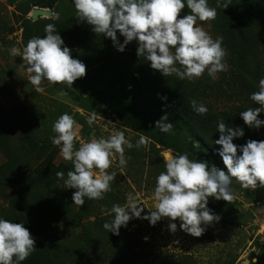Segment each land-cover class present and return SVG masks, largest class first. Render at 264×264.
<instances>
[{
  "label": "rangeland",
  "instance_id": "374dc122",
  "mask_svg": "<svg viewBox=\"0 0 264 264\" xmlns=\"http://www.w3.org/2000/svg\"><path fill=\"white\" fill-rule=\"evenodd\" d=\"M36 2L0 0V218L22 223L35 242L39 235L48 251L47 264H264V187L245 189L234 178L231 202L209 197L208 207L220 219L199 237L182 231L178 219L174 221L176 231H170L167 217L154 226L147 219L132 218L119 234L103 228L113 218L112 205H125L129 194L143 202L142 216L154 209L152 193L157 175L165 171L166 159L187 153L189 159H202L213 166L210 157L201 153L199 142L182 128L165 120L172 123V131L159 130L156 122L161 113L152 116L151 124L130 116L135 109L124 95L130 88L122 77L124 71L131 70L151 85L155 98L171 106L170 101L178 98L187 104L190 120L209 133L205 136L211 143L219 138L216 129L221 120L227 127L243 129L244 135L234 138V144L264 140V125L258 130L250 128L239 115L258 106L249 96L264 78V0H256L254 6L237 0H220L217 6V0H208L209 7L216 8V18L196 23L213 39L222 37L228 71L217 73L215 80L205 71L193 81L153 70L150 62L137 55L136 40L118 51L111 38L96 34L78 20L72 0H57L53 7H46L51 11L48 17L33 20L31 10L39 7ZM189 12L185 7L179 15ZM238 21L245 23L247 32L242 47L236 38ZM47 24L55 25L72 58L85 65V75L71 89L42 80V90L36 91L26 62L9 54L12 47L22 52L33 37L43 38ZM117 39L123 43L118 30ZM193 99L206 105L205 115L195 114L190 107ZM63 113L70 114L79 126L77 148L80 141L107 138L116 131L124 132L134 145L125 149L126 166H119L117 158L107 170L116 177L101 200L85 198L78 206L72 200L75 189L65 188L63 179L52 185L34 182L35 168L45 156L66 165L65 179L73 170L71 161L61 157L60 146L51 142L56 135L53 123ZM93 114L96 120L89 126L87 119ZM258 118L264 119V112ZM141 136L147 144L137 148L135 142ZM37 188L41 193L37 194ZM142 202L138 206L143 207ZM30 256L25 261L36 260Z\"/></svg>",
  "mask_w": 264,
  "mask_h": 264
},
{
  "label": "clouds",
  "instance_id": "9594fccd",
  "mask_svg": "<svg viewBox=\"0 0 264 264\" xmlns=\"http://www.w3.org/2000/svg\"><path fill=\"white\" fill-rule=\"evenodd\" d=\"M72 4L78 20L90 25L96 34L111 38L118 51L122 52L125 45L136 40L137 55L143 56L153 70L165 77L175 74L181 80L193 81L206 71L215 80L217 73L228 71L222 37L213 39L196 23L216 18V8L209 7L208 0H72ZM185 7L190 12L181 17L179 14ZM54 18L58 19L59 14ZM117 30L124 37L123 43L117 39ZM44 34L43 38L30 39L22 52L12 47L9 54L20 56L26 62L29 81L36 91L42 90V80L71 89L73 82L85 75V65L72 58L54 24L45 25ZM249 99L258 106L241 111L239 115L245 125L258 130L264 125V119L258 118V114L264 112V78L258 81V90L252 92ZM190 107L201 116L208 111L206 105L195 99ZM95 120L93 114L87 123L91 126ZM165 120L166 117H162L156 126L161 132L169 133L172 123ZM52 131L56 133L51 138L52 144L60 146L61 157L73 165L66 179L64 173H56L63 179L65 188L75 189L73 203L82 206L85 198L103 199L104 194L111 191V182L116 177V173L107 170L117 158L119 166H126L125 149L133 148V143L126 139L124 132L116 131L107 138L80 141L77 148L74 142L79 140V126L68 113L57 118ZM216 131L220 133L215 140L220 146L216 152L227 173L214 165L209 166L205 160H191L187 153L172 156L165 161V171L156 177L152 193L154 209L148 208L151 211L142 216L143 202H138L137 195L129 194L125 205H112L113 218L111 222L106 221L103 228L119 234V229L126 227L132 218L147 219L154 226L167 217L170 231H176L174 221L178 219L182 231L199 237L207 226L220 219L208 207L209 197L231 202L233 178L245 189L257 188L258 184L264 187V140L249 139L242 145L234 144L233 139L242 137L244 131L239 127H227L223 120L218 121ZM146 144L141 136L135 147ZM141 202L143 207L138 206ZM35 248L28 228L0 218V264H21Z\"/></svg>",
  "mask_w": 264,
  "mask_h": 264
},
{
  "label": "trees",
  "instance_id": "16d2710c",
  "mask_svg": "<svg viewBox=\"0 0 264 264\" xmlns=\"http://www.w3.org/2000/svg\"><path fill=\"white\" fill-rule=\"evenodd\" d=\"M57 0H37L36 5L39 7H53ZM241 4L245 6H254L256 0H237ZM230 20H233V17H230ZM247 36V32L245 29V23L242 21H238V28L236 29V38L239 45L245 42ZM123 78H126L127 82L130 85V88L125 96H128V100L130 103L134 104L135 113L130 115L133 117L142 118V121L146 124H151L155 120H153L152 116L158 113L162 114V117H166V120H170L180 128H182L187 135L193 139L197 140L199 143V147L201 148V153L210 157V161L212 165L216 166L221 170H225V165L222 162V158L216 152L220 146L215 143H211L207 140L205 135L209 133L202 129V127L196 124L195 120H190L191 112L186 108L187 104H183L182 101L178 98L171 100V104L163 102L154 97V90L151 85L144 84L141 78L136 76L131 70H126L122 74ZM196 114V113H195ZM194 114V115H195ZM200 128V129H199ZM159 141H161L159 139ZM163 143V142H162ZM66 165L63 163H56L52 156H45L41 162L35 168V177L34 182H37V185H52L55 182H59L62 178H58L56 173L62 172L64 173V178L66 176ZM259 185V184H258ZM35 193V192H33ZM41 193L37 188V194ZM36 241V240H34ZM35 247L37 249L33 251L30 258H36L35 261H22L21 264H40V262H44L47 264L48 260V251L40 242V238L38 235L37 242H35ZM52 264V261L49 263Z\"/></svg>",
  "mask_w": 264,
  "mask_h": 264
},
{
  "label": "water",
  "instance_id": "95a60500",
  "mask_svg": "<svg viewBox=\"0 0 264 264\" xmlns=\"http://www.w3.org/2000/svg\"><path fill=\"white\" fill-rule=\"evenodd\" d=\"M51 14L49 8L46 7H34L31 10V17L33 20L37 19L40 16L48 17Z\"/></svg>",
  "mask_w": 264,
  "mask_h": 264
}]
</instances>
